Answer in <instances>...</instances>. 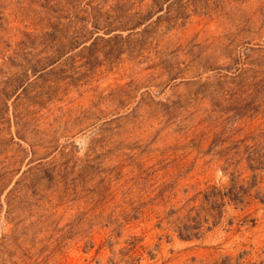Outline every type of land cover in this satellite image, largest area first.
Instances as JSON below:
<instances>
[{
	"label": "rangeland",
	"instance_id": "374dc122",
	"mask_svg": "<svg viewBox=\"0 0 264 264\" xmlns=\"http://www.w3.org/2000/svg\"><path fill=\"white\" fill-rule=\"evenodd\" d=\"M0 264H264V0H0Z\"/></svg>",
	"mask_w": 264,
	"mask_h": 264
},
{
	"label": "trees",
	"instance_id": "16d2710c",
	"mask_svg": "<svg viewBox=\"0 0 264 264\" xmlns=\"http://www.w3.org/2000/svg\"><path fill=\"white\" fill-rule=\"evenodd\" d=\"M235 155H238V153H235ZM242 155H244V159L247 161H249V149L247 148ZM246 155V156H245ZM225 163H227L225 161ZM228 165V164H227ZM259 165H262V163H260ZM248 167L251 168L250 164H248ZM239 176H237L235 179L230 181V187H216V186H212V187H207V189H210V191L208 193H202L203 197H204V201L208 202L210 200H213L215 204H217L215 210H216V216L215 219H222L223 217V209L224 207L229 204L232 203L236 206L242 205L245 206L246 204H248V200L251 196V191H252V187H254L255 184H253L252 186H248V187H244L243 185H239ZM228 189V191L226 192V190ZM204 211V210H203ZM197 217H199L200 219V224H202V222L204 221V217H201L200 215H198ZM216 222V221H215ZM214 222V223H215ZM181 238L183 239H191L193 237L192 234H188V235H179Z\"/></svg>",
	"mask_w": 264,
	"mask_h": 264
}]
</instances>
